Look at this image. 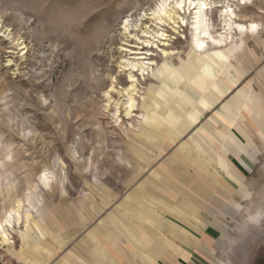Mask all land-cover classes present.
I'll list each match as a JSON object with an SVG mask.
<instances>
[{"label":"rangeland","instance_id":"rangeland-1","mask_svg":"<svg viewBox=\"0 0 264 264\" xmlns=\"http://www.w3.org/2000/svg\"><path fill=\"white\" fill-rule=\"evenodd\" d=\"M164 2L0 0V218L21 201L25 216L29 198L38 208L32 220H39L47 233L42 241L47 250L41 248L50 258L47 264H100L102 225L115 232L118 226L125 230V221L133 216L132 211L125 216L124 211L134 205L140 225L150 221L139 211L141 205L159 216L170 211L196 223L195 214L203 212L206 223L200 225L210 239H201L197 257L206 264H246L264 240V141L253 119L242 126L260 154L256 159L239 154L249 168L229 155L244 176L247 194H224L183 157L185 149L196 150L199 130L217 112L226 107L236 118L244 85L250 84L264 104V0L234 5L239 21L257 23L258 31L236 34L218 47L209 45L207 52L196 49L192 30L180 22L175 27L170 21L161 25L146 19ZM165 7L170 8L169 3ZM219 10L214 7L208 12L214 35L224 31ZM186 20L192 21L189 16ZM150 59L156 64L145 76L133 73L137 87L131 90L129 62ZM243 61L248 71L239 75L237 67ZM210 62L232 82L233 90L216 75L204 73L199 80L198 72ZM216 86L220 98L211 91ZM131 96L135 110L127 118ZM144 99L157 122L167 126L150 128L145 119H151V113ZM198 112L200 119H196ZM143 131L153 134L161 149L151 148L147 138L140 136ZM234 133L246 142L238 128ZM142 146L152 154L147 160L151 162L138 169L135 161ZM43 172L50 179L47 187L40 179ZM217 178L231 187L224 173ZM199 185L214 191L223 203L236 200L237 207L212 216L195 196H188ZM189 209L195 210L188 214ZM217 215L227 226L223 232L212 226ZM24 225L12 231L18 248L17 234ZM153 225L159 231L163 222ZM82 245L90 247L88 259Z\"/></svg>","mask_w":264,"mask_h":264},{"label":"crops","instance_id":"crops-1","mask_svg":"<svg viewBox=\"0 0 264 264\" xmlns=\"http://www.w3.org/2000/svg\"><path fill=\"white\" fill-rule=\"evenodd\" d=\"M244 61L237 67V72L240 73L239 75H243L248 71L244 67ZM225 85L227 86L226 83ZM200 89L202 91L206 90L205 87L202 86H200ZM211 89L215 96L221 97L222 93L218 87ZM233 89L234 88L230 90ZM219 98H216V100ZM261 98L262 97L250 84L244 85L239 92L237 102L241 110L240 113H237L236 118L228 113V108L225 107L223 110H220L208 123L207 127L203 126L199 130L197 136L199 137V141L193 145L196 150H189V148L184 150L185 155H183V157L198 170L205 172L203 173L204 177L213 182L217 189L224 194L230 195L235 193L238 196H243L248 192L245 188L244 176L230 161L229 155L232 154L239 157L240 153H245L250 158L256 159L260 154V147L256 145L252 135L242 126V123L248 118L253 119L258 126V134L262 141H264V104L261 103ZM201 115L202 113L198 112L196 119H200ZM225 124L229 125L228 129L224 126ZM235 128H238L242 132L246 142H241L236 137L234 133ZM211 135L215 136L217 140H213ZM160 146V144L158 146L155 144V146H151V148L155 147V150L156 148L159 150ZM142 148L143 150L138 151L140 153L135 161L138 169L143 166V162L146 164L151 162L147 160L150 159L152 154H148L145 147L142 146ZM138 149L139 148H137V150ZM161 152H163V150H160V153ZM221 152H223L226 157L221 154ZM155 157H157V155ZM155 157L153 158L155 159ZM240 161L246 168H249L243 159L240 158ZM200 173L201 172L198 171V174ZM222 173H224V177L230 182L231 187L221 183L219 178H217V176H222ZM165 178H167V176H165ZM164 184H166V182H164ZM134 194L138 195L139 192L136 191ZM219 194L221 193L219 192ZM188 196H195L194 199L198 204L202 203L204 210L210 212L214 217L216 213H218V215L226 213L229 207H237L236 200L228 199L229 203H223L221 197L217 196L214 191L200 185L193 189L192 194ZM103 198L105 203L109 204V199H106L104 196ZM216 201L218 203H213ZM208 202H210V206ZM206 206H208V208ZM199 208L201 207H198L197 212L200 210ZM136 210L137 208L134 205V208H128L124 211L125 216H130V211H132L131 217L133 216V219L125 221V230H122L121 226H118L115 232L112 229L110 230L109 225H102L103 236L100 264H206L203 259L197 257L199 246L203 245L202 240L204 239L203 241L205 242L210 239V236L206 235L205 228H203L202 225L206 223L204 218L205 214L203 212L195 214L197 221H199V223H196L185 215L180 218L176 217L172 215L170 211H168L169 214L165 213L159 216L156 210L141 205L139 211L143 212V216L149 217L150 221L140 225L138 224V220H136V216L138 215L135 213ZM194 210L189 209L188 214H192ZM218 215L215 219V224L211 225L213 227L217 226L220 232H223L224 227L227 226ZM38 216L42 217V214ZM158 220L163 222V226L160 227L159 231L157 225H153V222H158ZM40 223L39 220H32L30 229L24 226L18 231V234L16 233L21 243L19 248L16 247L14 243L13 253L28 264H47L50 261V258L45 257L41 250V248L47 250L42 244L47 233ZM200 223L202 224L200 225ZM77 232L78 230L74 232L75 237H77ZM106 233H108V236ZM109 233H112V237ZM85 238L87 242V239H89L88 235H86ZM82 247L85 248L86 258L88 259L90 256V247L88 245H82ZM168 248L171 250H167ZM50 255L53 256V252H50Z\"/></svg>","mask_w":264,"mask_h":264},{"label":"bare ground","instance_id":"bare-ground-1","mask_svg":"<svg viewBox=\"0 0 264 264\" xmlns=\"http://www.w3.org/2000/svg\"><path fill=\"white\" fill-rule=\"evenodd\" d=\"M169 3L170 8L165 7ZM173 3V5H171ZM249 0H165V2L159 7L157 10H154V13L151 17H147L148 20H156L158 24L167 25L170 23L176 24L181 23V27L185 26L188 29L192 30L193 41L196 46V49L201 52H205L209 45L217 46L222 44L226 39L233 38L236 34H248V33H255L258 31V24L254 22L250 23H243L239 21V15L237 14L234 5L236 4L238 7L247 6ZM221 8L218 20L223 25L220 30H224L222 32L217 33V35L213 34L211 30V23L208 19V12L212 10V8ZM186 16H189L192 21L190 24L186 20ZM179 19L177 22L176 19ZM146 27H150V25H146ZM126 30H129V24H125ZM145 31V30H144ZM162 35H165L163 32ZM148 43H150L148 41ZM233 43V42H232ZM216 49V48H215ZM168 51L164 50L166 55ZM207 52V51H206ZM139 54V53H137ZM201 54V53H200ZM145 58V57H139ZM150 62L144 61H130L129 62V70H131V74L129 75L131 82V86L129 87L131 90L136 91L137 85L134 84L135 75L133 74L135 71H139L140 74L145 76L147 74L146 70L151 68L152 65L156 64L153 59H150ZM153 70V68H152ZM161 74H164V70H160ZM209 74L210 76L219 77L218 81H223L227 84V86L232 89L234 88L232 82L226 78L224 75L217 73L213 64L210 62L206 64L202 70L198 72V78L202 77L201 74ZM216 82V84L218 83ZM209 85V84H207ZM217 87V86H216ZM184 94V93H183ZM185 99L187 96L184 94L183 96ZM129 106L126 109L127 118L133 116L132 112L135 110V98L130 97ZM148 99H144V105H147L149 113H151V119L148 117L145 119L146 121H150V128H160L162 129L166 124L158 123L156 118L153 117L152 108L148 105ZM145 118V117H144ZM167 126V125H166ZM227 128V127H226ZM203 130V129H202ZM141 137L147 138V144L149 146H155V136L149 131L140 132ZM213 140H217V138L211 135ZM176 140V139H175ZM40 179L43 181V184L47 187L49 185V177L46 175L45 172L40 173ZM29 204L28 209L26 210L25 216L21 212V207L23 206L22 201L18 203V205L10 210L6 211L4 217L0 218V236L3 238L4 242L7 244H11L9 250L13 253L14 243L12 238V231H14V227L16 225L19 227L21 224L25 223V228L30 229L32 218L34 212H37L38 208L30 201L28 198ZM24 202V201H23ZM255 216V215H254ZM24 218H26L24 220ZM17 226V227H18ZM14 254V253H13ZM17 257V256H16ZM20 259V258H19ZM22 260V259H21Z\"/></svg>","mask_w":264,"mask_h":264},{"label":"built area","instance_id":"built-area-1","mask_svg":"<svg viewBox=\"0 0 264 264\" xmlns=\"http://www.w3.org/2000/svg\"><path fill=\"white\" fill-rule=\"evenodd\" d=\"M11 239L15 242L13 235ZM10 246L11 244L4 242L0 236V264H28L12 254L9 250Z\"/></svg>","mask_w":264,"mask_h":264},{"label":"flooded vegetation","instance_id":"flooded-vegetation-1","mask_svg":"<svg viewBox=\"0 0 264 264\" xmlns=\"http://www.w3.org/2000/svg\"><path fill=\"white\" fill-rule=\"evenodd\" d=\"M264 221V216L261 222ZM246 264H264V240L254 249L250 256L246 259Z\"/></svg>","mask_w":264,"mask_h":264}]
</instances>
